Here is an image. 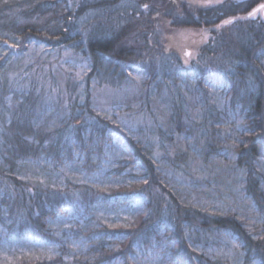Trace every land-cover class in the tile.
Segmentation results:
<instances>
[{"label": "trees", "instance_id": "16d2710c", "mask_svg": "<svg viewBox=\"0 0 264 264\" xmlns=\"http://www.w3.org/2000/svg\"><path fill=\"white\" fill-rule=\"evenodd\" d=\"M175 1L176 6L171 0H152L160 12L170 10L164 16L166 21H173L170 24L173 27L199 32L215 27L225 19L246 18L235 20L231 30L230 25L222 27L213 36L214 43L204 45L201 42L200 48L197 47L198 53L205 52L213 65L225 60L235 61V74L228 72L214 76L176 69L157 73L155 61L161 44L153 42L157 37L153 25L158 19L149 15L153 10L145 15L146 12L139 9L121 6L133 0H72V11H66L68 0H0V57H6L0 59V226L5 236L16 243L42 241L60 249L59 253L49 256L51 258H19L8 264H133L128 259L130 256L145 264H186L189 255L197 257L192 264H253V260L260 264L264 259V239L256 238L264 236V172L258 170L254 160L264 159L261 156L264 137L238 131V137L248 147L237 142V147L232 150L236 159L231 167L228 165L240 174L244 197L263 220L251 222L234 212L197 205L193 198L178 192L177 184L169 182L173 175H187L188 183L193 182L194 177L198 179V175L196 170L189 169L188 152L177 147L170 135L157 128L152 135L145 132L136 135L97 114V120L93 121L90 119L92 109L87 102L79 100L81 94L68 90L71 81H55L53 93L49 81L46 88H37L33 66L23 63L28 49L37 51L40 59L68 49L78 60L90 61L85 76L87 83L90 78H95L93 73L100 71L102 66L121 77L126 69L131 70L130 64L140 65L143 70L133 73L140 76L137 98L141 100L144 98L142 89L158 76H171L175 82L183 79L200 88L215 84L222 92L225 104L216 114L204 112L201 120L206 123L203 127L206 134L201 136V164L202 170H207L211 167L210 157L216 158L222 148L215 134L220 128V124L215 123L218 113L223 114L229 109L243 118L241 127L256 132L264 129V65L261 64L264 56L257 59L255 55L264 48V17L257 15L252 19L246 16L264 0H222L221 4L205 8H189L191 2ZM135 2L142 4L149 0ZM77 3L81 5L78 8ZM137 11H140L138 17ZM69 16L73 17V23L68 22ZM9 75L17 79L21 75H31L25 76L29 77L28 89H10ZM249 77L255 87H250ZM109 83L111 86L117 84ZM50 94L54 96L52 101L47 98ZM181 102L179 95L168 99L166 124L169 130L184 127ZM69 125L74 127L69 128ZM109 147L116 148L120 157L113 160L115 165L109 166L107 173L125 177L127 183L106 188L71 182L51 185L18 176L17 165L28 162L26 160L40 169H52L79 158L80 166L93 172ZM155 151L159 152L158 156ZM240 169L245 170L244 174ZM137 174L150 177V186L130 184ZM137 193L145 199L140 200ZM132 204L139 205L142 211L128 213L129 219L125 223H115L119 227L109 228V223L94 219L97 208L105 211L119 205L131 207ZM144 212L151 214L145 217ZM68 214L77 215L75 222L66 230L55 233L50 221ZM129 223L130 227L123 226ZM185 231L190 239L185 237ZM233 240L241 247L233 249L229 243ZM189 243L197 247L196 252L187 247ZM66 248H77L79 252H73L71 259H65L62 253ZM229 248L232 257L225 253Z\"/></svg>", "mask_w": 264, "mask_h": 264}, {"label": "rangeland", "instance_id": "374dc122", "mask_svg": "<svg viewBox=\"0 0 264 264\" xmlns=\"http://www.w3.org/2000/svg\"><path fill=\"white\" fill-rule=\"evenodd\" d=\"M181 1H189L192 3V0ZM175 2L177 3V1ZM201 2L203 3V0H201ZM154 13L153 10L149 15L155 17L156 13ZM145 15H148V12L145 13ZM164 15L165 12L161 11L160 18L157 20L156 24L154 23L153 25V27H155L154 32L157 35L156 40L153 39V42H159L161 44L160 52L156 54V72L168 73L176 69L180 72L189 70L217 76V66L209 61L208 55H206L205 52L198 53L197 47L201 46L202 41L198 33L201 31L197 32L194 29L173 27L170 24H166ZM233 24L230 26L227 25L229 30H231ZM157 26H159V31H157ZM214 28L213 26L208 29ZM224 28L227 27L225 26ZM218 32H210L208 35L211 41L204 42V45L214 43L212 37ZM185 51L193 53L192 57L189 58L188 64L184 63V60L187 58L184 55ZM37 55V51L28 49L23 58L24 64L30 63L34 68V74H32L33 76L35 75V85L37 88H46L47 82L49 81L51 86H53L51 92L53 93L56 89L55 81L64 83L69 80L71 84L68 86V90L79 92L81 94L79 98L80 102H87L88 106L92 109L93 115H90L91 120H97L96 114L98 112L104 117L110 115L112 121L117 122L128 132H132L136 135H139V132L152 135L157 128V130L170 135L177 147L187 149L189 169L191 171L196 170L198 179L194 177L193 182L191 181V183H188L186 178L187 175L183 173L173 175L169 182L171 184H177V190L181 195L193 198V202L197 205L206 206L212 210L234 212L251 222L263 221L258 218L256 211L253 207L248 205L247 199L244 197L242 184L239 182L240 174L230 169L232 161L228 156L222 154L224 145H231L233 143V137L228 136L226 130L229 127L233 130L236 129L237 126L234 116L236 119L241 118L239 113H234L227 109L225 113L217 114L219 118L215 120V123H219L220 128L215 134L218 135L222 148L217 152L216 158H214V156L210 157L211 167L207 170H202V168H204L201 164L202 151L197 154L189 145L190 139L191 143H194L197 147L202 146L203 148V145H201L203 143V141L201 142V136L206 134L203 128L206 123H202L201 120L203 119L204 112L208 114L211 111L212 114H216L218 110L224 107V97L222 92L218 90V86H216L215 95H213L209 93L208 88H200L196 84L194 85L183 79H179L175 82L171 76L167 78L158 76L155 77V79H151L148 82L149 85L142 89L141 95L144 98L141 100L142 98H137L139 94V81H131L127 76V71L120 77L118 75L119 73H113L108 67L102 66L100 71L93 73L96 74L95 78H90L87 83L85 76L90 68L89 60H78L77 57L71 55L68 49H63L60 53H55L54 55L52 54L47 59H40L38 57L39 55ZM23 67L24 66L18 69V71H21ZM77 73H80L82 80L76 78ZM44 74L47 76H44ZM54 74H56L55 79L52 78ZM132 75L138 76L134 73H132ZM25 76L31 77V75ZM25 76L23 77L21 75L19 79H17L9 75V84L12 85L10 89H28L29 82L27 80L29 77L25 78ZM94 81L95 84L93 83ZM109 82H117V84L111 86ZM211 86L212 85H209V87ZM176 95L182 97L180 109L182 112L181 122L184 127L181 129L171 127L172 129L169 130L166 124L169 112L168 99H174ZM47 98L52 101L54 96L50 94ZM4 99L8 100V97H4ZM140 102L143 103L141 107L138 108ZM63 105H65V103H63ZM197 111H199V115H196ZM94 117L95 119H93ZM177 135L181 137L186 136L189 139L177 141ZM238 135V131H236V136ZM155 138L157 137L155 136ZM154 146L157 148L158 142L155 143ZM171 147L173 148L174 146L171 145ZM158 153V151H155L154 154L158 156ZM119 157L120 153L116 148H106L93 172H88L85 168L80 166L79 158H76L72 162L63 163L52 169H48L47 167L45 169H40L37 166L35 167L32 161L26 160L28 162H20L17 165V170L19 171L18 176L26 180L48 182L51 185H63L65 182L85 183L106 188L121 182H128V179L125 177H113L107 173L109 166L115 165L113 164V160ZM229 164H231L230 167L228 166ZM48 166L50 167L51 165ZM169 178L170 177H167V179ZM133 206L132 204L131 207L128 206L125 208L119 205L114 208H108L105 211L97 208L94 210V219L109 224L125 223L129 219L128 213H132ZM125 217L128 219L125 220ZM75 218H77V215L73 214L59 216L50 221V227L55 233L61 232L67 229L66 225L74 223ZM2 241L3 243L0 244V264H8L19 258H48L49 256L59 253L60 250L56 245L42 241L25 242L22 244L16 243L5 236L4 229L0 226V242ZM231 251L232 249L229 248L225 253L228 254L229 257H232ZM73 252H79V250H77V248H66L62 256L65 259H71ZM140 264L145 263L141 262Z\"/></svg>", "mask_w": 264, "mask_h": 264}, {"label": "snow or ice", "instance_id": "6c2138e0", "mask_svg": "<svg viewBox=\"0 0 264 264\" xmlns=\"http://www.w3.org/2000/svg\"><path fill=\"white\" fill-rule=\"evenodd\" d=\"M173 6H176V2L175 0H171ZM222 3V0H203V3L201 2V0H192V3H190L188 6L189 8L193 7V6H196V7H201V8H205V7H210L212 6L213 4H221ZM81 5L79 3L76 4V7H80ZM122 7H132L134 9H139L143 12H149V11H152V10H156V16L154 17V19H159L160 16H161V12L158 8V6L152 2V0H149V2L147 3H136L135 0H133V2L131 3H124L121 5ZM73 10V4H72V0H68V4H67V7H66V11H72ZM169 11L170 10H165V14H169ZM257 13H260L262 16H264V3H261L257 8H254L251 12L248 13V17L247 18H252V19H255L256 16H257ZM87 15V14H86ZM136 15L137 17L140 15V11H137L136 12ZM83 20V18H81ZM237 19H246L245 17H232L230 19H225L222 21L221 24H217L215 26L214 29H203L201 30L200 33H198V35L201 36L202 38V41L201 42H207V40L209 39V33L212 32V31H219L222 27L224 26H227V25H231L233 24V22ZM68 22L69 23H73V17L72 16H69L68 17ZM173 21H166L165 23L166 24H171ZM65 31H67V29H65ZM157 31H159V26H157ZM213 40H215V37H212ZM33 43H35L33 41ZM149 43H151V37H149ZM11 47L15 48V47H18V45H11ZM184 55L185 57H187L185 60H184V63L185 64H188L189 63V58L192 57L193 53L192 52H189V51H185L184 52ZM257 56V59H259L260 56H264V48H261L260 52L259 53H256L255 54ZM0 59H6V57H0ZM236 62L235 61H231V60H225L223 61L221 64L217 65V75H220L221 73H228V72H232L233 74L234 73V64ZM261 64L264 65V60H261ZM131 68V70H127V76L130 78L131 81H139L140 80V77L138 76H133L132 73L133 71H136V72H140L142 71L143 69L141 68L140 65H130L129 66ZM76 78L77 79H81L82 80V77L80 76V73H77L76 74ZM95 84V81L93 82ZM248 83L250 85V87H255V83L254 81L251 79V77H249V80H248ZM206 88L209 89V93L210 94H213L215 95V88H216V85L213 84L211 87H209V85H205ZM196 115H199V111H197ZM100 116V113L98 112L97 113V117ZM105 119H108V120H111V116L110 115H106L104 117ZM95 119V117L93 118ZM234 119H235V123H236V129L233 130L231 127H229L227 130H226V134L228 136H231L233 137V143L231 145H228V144H225L224 145V151H223V155H226L228 156V158L231 160V161H235L236 159V154L235 152L231 151L232 149H235L237 147V142L240 144V145H243L245 148H247V144H245L244 140L241 139L240 137L236 136V131H246L248 135H257V136H261V137H264V129H262L260 132H256L255 129H249V128H245V127H241L243 124H244V120L243 118H239V119H236L235 116H234ZM113 123H115V121H113ZM39 127V125H38ZM74 126L72 125H69V128H72ZM48 131H52L51 128H48L47 129ZM181 139H189L188 137H181L179 135H177V141L181 140ZM189 145L192 147L193 151L197 154H199L203 148L202 146L200 147H197L194 143H191V140L189 139ZM185 151L187 149H184ZM262 157H264V153L261 154ZM255 160V164L257 165L258 167V170L261 171V172H264V159H260V158H254ZM241 171V174H244L245 170L244 169H240ZM150 177H140L139 174H137V178L134 180V181H129V183H140V184H143L145 186H150ZM140 200H143L145 199L141 193H137L136 194ZM132 211L139 214L142 209L140 208L139 205H136L132 208ZM145 217H148L151 213L150 212H144L143 213ZM128 218L125 217V220H127ZM120 225H117V224H109L108 227L109 228H116V227H119ZM124 227H130V223L129 224H124L123 225ZM66 227H70V225H66ZM111 235H115V234H111ZM111 235H110V238H111ZM185 237L186 238H189L188 237V232L185 231ZM117 239H120L121 237L120 236H116ZM257 239H264V236H259V237H256ZM229 243H231L232 245V248L233 249H238L239 247H241V245L235 243V241H229ZM189 249H191V251L194 253L197 251V247L194 246L193 243H189L188 246H187ZM240 255H243V253H240ZM51 258V257H49ZM129 260H132L133 261V264H140V261L134 257V256H130L128 257ZM197 257L195 256H192V255H189V259L188 261L186 262V264H192V262L194 260H196ZM177 264H179V262H177ZM253 264H257V262L255 260H253ZM260 264H264V259H262L260 261Z\"/></svg>", "mask_w": 264, "mask_h": 264}, {"label": "flooded vegetation", "instance_id": "af4514ba", "mask_svg": "<svg viewBox=\"0 0 264 264\" xmlns=\"http://www.w3.org/2000/svg\"><path fill=\"white\" fill-rule=\"evenodd\" d=\"M261 3H264V2H260V3H258L254 8H257ZM254 8H252L250 11H248L247 13H246V16L248 17V13L249 12H251ZM257 15H261L260 13L258 14L257 13ZM262 16V15H261ZM264 17V16H263Z\"/></svg>", "mask_w": 264, "mask_h": 264}]
</instances>
